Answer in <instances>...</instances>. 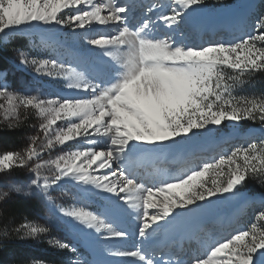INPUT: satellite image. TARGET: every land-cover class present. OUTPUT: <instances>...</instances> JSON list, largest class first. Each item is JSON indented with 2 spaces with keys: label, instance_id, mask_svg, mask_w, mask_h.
Here are the masks:
<instances>
[{
  "label": "snow or ice",
  "instance_id": "obj_1",
  "mask_svg": "<svg viewBox=\"0 0 264 264\" xmlns=\"http://www.w3.org/2000/svg\"><path fill=\"white\" fill-rule=\"evenodd\" d=\"M208 8L207 0H0V47L28 37L29 50L12 47L20 66L61 86L21 92L0 72V131L33 129L21 148L0 151V210L13 195L38 197L53 218L23 217L0 237L64 254L14 264H264V197L240 191L249 179L264 188V92L237 94L264 75V0L211 35ZM73 92L82 95L63 94ZM242 121L258 124L259 138L207 142ZM16 168L27 180L11 176ZM237 196L241 211L259 205L244 229L216 238L227 227L217 221L195 249L173 235L186 213L211 219L214 198ZM97 244L115 259H90Z\"/></svg>",
  "mask_w": 264,
  "mask_h": 264
},
{
  "label": "rangeland",
  "instance_id": "obj_2",
  "mask_svg": "<svg viewBox=\"0 0 264 264\" xmlns=\"http://www.w3.org/2000/svg\"><path fill=\"white\" fill-rule=\"evenodd\" d=\"M246 1L247 0H242V2H241V0H220V3L225 5V7L220 8V7L215 6L216 0H207L208 6H209L207 11L210 12V14H215L220 10L223 11V10H226L228 8L235 7L234 9H238L240 11L242 10V12L245 13L246 12V6L249 5L248 4L249 2H246ZM260 5H261V0H257V2L255 4V9L259 10ZM248 10L249 9H247V13H249ZM252 14H253V12L250 13L248 16L250 17ZM225 25H227V24L223 23L220 26H218V28H215V29L216 30L217 29H226ZM221 33H222V31L218 32L219 35H221ZM38 34L36 36L37 39L39 38ZM20 38L27 40V44H25L22 47H24L25 50H29V48H30L29 38L28 37H20ZM18 46H20V45H18ZM12 47H9V45L1 47L3 49L8 50V52L11 54V63L9 65L10 68L6 71V73H7V84L10 86V89H15V90L22 92L25 88H31L33 91H40L44 95H48V94H51L52 92L60 91L61 86H60L59 82L52 81L48 77H45V76H38V75L34 74L30 68H24V67L20 66L19 59H18L16 53L12 51ZM31 55H33V56H46L47 51L44 49H32ZM2 72H5V71L3 70ZM256 83H257V81L254 80L253 85L245 87L246 88V89L244 88L245 90L244 89L238 90L237 94H240V92L253 93L249 90H251V88H255ZM65 95H66V93H65ZM0 102H3V101L0 100ZM36 122H37V118L35 116H31L29 118V121H28L29 124H33ZM258 126H259L258 124H254L251 121H242L238 125L233 124L231 122H225L224 125L221 126L219 128V130L216 132V135L213 138H211V140H209L207 142L210 143V142L217 141V140H229L231 142H235L236 131H238V132H239V130L245 131L246 128H254V127H258ZM32 132H33V129L29 128L26 131V134H31ZM26 142L27 141L24 137V144H26ZM205 143H206V141H204V140H194V141L190 142V144H192V146H194V147L195 146H202ZM0 151H2V150L0 149ZM53 155H55V154L53 153ZM45 158H48V157L45 156ZM11 176L13 178L18 179V180L25 181L28 178V173H27V170H25V169L16 168L12 171ZM249 180H251V181L253 180L252 181L253 184L249 183V187H248L247 186L248 181H247V183H246L247 185H245L243 188H241V190H240L241 193L245 197H248L249 199L260 198L259 196L264 194V193L262 191L256 193V191H258V189H259V184L257 183V181L255 179H249ZM52 195L58 196L59 193L53 192ZM22 198L25 200H30V201L34 202L35 205L38 208H40V211H38V213L36 214V217L33 220L44 222L45 220L51 221L53 219L51 217L50 213L48 212V209L45 208L44 204L41 202V200L38 197L26 199V198L19 196V195H13L10 201H12L14 199H22ZM238 200H239V202L242 201L241 198H239V196H237V197H229L228 200L225 199V200H223L224 202H222V201L220 202L221 204L218 205V208L216 207L217 208L216 210H217V213L219 215L222 214L221 219L224 218L225 216H227V215L223 214L224 213L223 208L225 207L226 204H228V201L229 202L231 201V203L236 205V201H238ZM58 202L59 203H68V201H66V200H59V199H58ZM241 204H242V202H241ZM237 208H238L239 212H236ZM240 208H241V205L234 207V209H232V210H234V211H232L233 212V218L234 219L236 218L237 223L243 222V225L241 227H243L242 229H244L253 220L255 211L259 210V205L255 206V210L249 208V209H245V210L241 211ZM213 223H216V222L209 221L203 227H205V229H208V228H210L209 226L212 225ZM185 224L191 225L189 221L185 222ZM232 228H234V227H232ZM236 228L240 229V227L238 225L236 226ZM227 231L229 232V230H227ZM227 231H225V232L227 233ZM54 234L59 236L62 239H73V237L63 229H54ZM5 239L6 238L0 237V240H5ZM13 239L15 240L14 243H17L19 246H21V247L23 246V247L33 251V255L31 258L40 259V256L44 252H51L53 254H57L46 243L35 241V240L21 241V240L15 239V237ZM82 250H83V246H82ZM62 255H64V254H58V256H62ZM99 256L97 255L96 252H94V250H92L89 258L97 260V261H101V258H99ZM40 260H42V259H40ZM103 261H106V260L103 259ZM103 261H101V262H103ZM5 264H9V263H5Z\"/></svg>",
  "mask_w": 264,
  "mask_h": 264
},
{
  "label": "trees",
  "instance_id": "obj_3",
  "mask_svg": "<svg viewBox=\"0 0 264 264\" xmlns=\"http://www.w3.org/2000/svg\"><path fill=\"white\" fill-rule=\"evenodd\" d=\"M13 43L14 44H9V47H12L13 45L24 46L27 44V40L17 37L14 39ZM10 63L11 54L8 52V50L0 47V72L3 70L6 72L10 68ZM254 80L257 81L255 84L256 87L251 88L249 91L257 94L264 92V75H257ZM28 129V127H25L17 131H0V149L7 150L21 148L24 145V137ZM252 181L248 180V185H246L249 187V183L253 184ZM260 191L264 193V188L259 185V189L256 191V193ZM38 211H40V208H38L35 203L30 200H25L22 198L14 199L8 202L7 206L3 210H0V231H3L5 228L10 229L15 224L19 223L23 217L33 220L36 217ZM13 238L14 237H12V239L6 238L4 240L5 246L0 248V264H14V261H18L21 258L32 257L33 251L23 246L21 247L17 243H14L15 240ZM59 258L60 256H58V254H53L51 252H44L40 256V259L46 261L58 260Z\"/></svg>",
  "mask_w": 264,
  "mask_h": 264
},
{
  "label": "bare ground",
  "instance_id": "obj_4",
  "mask_svg": "<svg viewBox=\"0 0 264 264\" xmlns=\"http://www.w3.org/2000/svg\"><path fill=\"white\" fill-rule=\"evenodd\" d=\"M241 2H242V0H241ZM246 2H249L248 4L255 5L257 0H247ZM234 8L235 7L228 8V9L223 10V11L220 10L215 14H210V12H208V11H205L204 13L201 14L203 23L209 27V34L210 35L213 32H215V30H216L215 28H218V26H220L223 23L227 24V25H225V27H226V29H228L237 17L245 14L242 12V10L240 11V10L234 9ZM251 10L252 9L248 10L249 11V13H247L248 15L253 12V10L252 11ZM41 28H43V26H41ZM39 31L40 30L38 29L37 34L39 33ZM221 35H223V32ZM197 42H199V41H197ZM66 95L76 96V95H82V94H78V93L73 92V93H69V94L66 93ZM235 134H236V136L239 135L238 133H235ZM220 141H222V140H217L215 142H220ZM228 199H229V197L226 198V200H228ZM221 201L224 202L223 200H221ZM221 201H216L214 198V204L212 207V218L211 219H209L208 217L198 216L197 214H194V213H186L183 220H178L176 222L175 232L173 233V235L179 234V235L185 236L184 243H185L186 248L189 246L188 243L189 244L191 243L190 246L193 249H195L196 247H199L200 245L198 243L197 236L200 234L201 229H205V227H203V226L209 221H216V222L221 221V220L226 221V220L233 218V212L232 211H234V210H232V209H234V207L241 205V202H242L241 200H240L241 202H239V200H238V201H236V205H234L233 203H231V201L230 202L228 201V204H226L225 207L223 208V210H224L223 214H225L227 216H225L224 218L221 219L222 214L219 215L217 213V210H216L218 208V205L221 204L220 203ZM236 212H239L238 208H237ZM187 221H189L191 225L185 224V222H187ZM228 233H229L228 231L226 233V232H223L222 229H219V233H216V238L226 236ZM114 243H118V242H114ZM131 243H132L131 240L128 241L129 245H131ZM94 252H96L98 256L100 255L99 258H101V261H103V259H105L107 261H111V260L115 259V258L106 256L103 253L102 247L99 244L94 246Z\"/></svg>",
  "mask_w": 264,
  "mask_h": 264
}]
</instances>
